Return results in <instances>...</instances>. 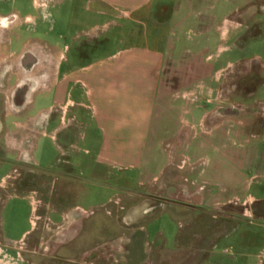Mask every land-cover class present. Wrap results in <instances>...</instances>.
I'll use <instances>...</instances> for the list:
<instances>
[{
	"label": "crops",
	"instance_id": "obj_1",
	"mask_svg": "<svg viewBox=\"0 0 264 264\" xmlns=\"http://www.w3.org/2000/svg\"><path fill=\"white\" fill-rule=\"evenodd\" d=\"M65 1L32 0V8L39 7L44 14L49 8L60 11ZM73 1H69L71 6ZM154 1L85 0V7L97 15L113 16L128 21L130 25L134 14L151 7ZM261 1L167 0L168 14L161 25L164 32L150 39L155 46H136L123 51V54L117 52L97 63L96 67L83 69L82 75L88 78L89 83L79 78L74 69L61 71L63 51L56 46L46 47L39 40H28L22 43L18 52H4L1 46L9 48L12 40L9 36L0 35V139L3 137L6 151L17 153L14 159L16 165L0 162V169H7L0 177V188L5 185L13 188L12 194L7 193L6 196L18 199L17 193H23L31 186L35 189L30 193L39 198L34 220L26 219L30 228L12 236L2 228L4 224L0 221V264H8L9 261L22 264L20 251L23 249L31 253L33 264H152L158 239L163 242L165 250H168L165 243L169 239L173 241L171 251L182 249L179 209L146 216L136 204L129 208H123L121 204L136 197V188L156 184L175 156L184 159L182 168L187 166L195 171V159L183 157L180 147V140L186 137V125L193 131V139L197 138L196 128H202L208 134L218 162L225 160L239 164L242 170H246L249 164L259 165L262 162L264 134L256 136V142L252 144L251 163L248 151L226 147L221 150L223 141L230 134L228 125L232 118L228 114L219 115L216 111L217 105L224 101L220 100V83L231 69L240 75H249L254 71L264 73V40L261 36L248 34ZM261 8L264 10V7ZM37 20L30 14L24 15L23 19L19 14L0 15V24L2 21L11 22L10 30L31 23V33L35 32ZM30 31L27 29V32ZM18 38L16 36V40ZM250 45L261 46L255 70L243 63L242 55ZM27 56L33 60L29 67L23 65ZM42 60L50 67L42 68L37 63ZM25 80L30 83L27 95L14 96ZM79 87L84 90L90 105L74 101L71 95L68 97L69 91L76 92ZM37 94L53 95L54 108L61 111L59 124L50 132L48 112L52 108L35 112ZM10 97L16 98L13 99L15 106L22 110V115L10 117L11 114H4L11 107ZM200 99L214 105L208 116L200 118L197 123L192 122L194 119L191 122L183 120L180 116L182 109L186 105L196 107ZM84 105L92 110L90 118L93 117L99 134L100 145L96 149L95 163L100 166L101 172L123 167L136 170L139 178L136 188L124 190V195L109 196L96 205L92 216L78 211L80 207L77 204L69 208L66 206L71 200H81L83 188L79 175L69 166L46 168L35 161L40 139H52L60 128L67 129L75 124L76 118L68 119L66 114L70 107ZM6 118H16L12 123L18 129L16 137L14 133L4 131ZM207 120L211 123L208 129L205 126ZM243 135L241 131L235 134L237 137ZM251 136L254 138V135ZM216 140L221 141V147L213 145ZM245 141L248 143L247 139ZM201 181L206 190L216 183L212 178ZM206 190L197 199V206L212 208L230 202ZM234 199L239 202L238 197ZM247 200L244 198L241 204L245 205ZM97 235L101 239L91 238ZM149 237L154 239L152 243ZM217 247L215 245L210 253L209 264H219L222 258V255H217ZM230 249L223 250L226 254L223 256L224 264H247V254H243L242 247L232 246ZM232 249H236L237 259L227 255L234 251ZM255 257L259 259L261 254Z\"/></svg>",
	"mask_w": 264,
	"mask_h": 264
},
{
	"label": "rangeland",
	"instance_id": "obj_2",
	"mask_svg": "<svg viewBox=\"0 0 264 264\" xmlns=\"http://www.w3.org/2000/svg\"><path fill=\"white\" fill-rule=\"evenodd\" d=\"M69 1H65L60 11L49 8L45 10L44 14V12H40L39 7L32 8V0H3L0 3L1 16L11 14L18 16L19 14L23 19L24 15L30 14L38 20L34 33L30 31L32 30L31 23L26 27H15L10 30L11 22L2 21L0 35L9 36L12 40L11 46L9 48L1 46L2 50L18 52L22 43L28 40H35V42L39 40L46 47L56 46L63 51L61 71L74 69L79 73V78L87 81L88 78L82 75L84 74L83 69L96 67L97 63H101L102 60L117 52L123 54V51L136 48V46H155V43L150 39L152 36L159 37L164 32L161 25L166 19L169 8L167 0H155L151 7H146L145 10L134 14L131 19L132 23L129 25L128 21L118 20L113 16L95 14L85 7V0H74L73 6ZM261 7H264V0L257 7L258 12L255 15V20L250 24L248 34L252 37L261 36L264 40V10ZM27 29L30 32H27ZM16 36L19 37L18 40H16ZM260 47L250 45L242 55L243 63L254 67V70L259 63L256 56L260 54ZM232 60L235 61V59ZM37 63L42 68L50 67L45 60L37 61ZM51 67L53 66L51 65ZM29 84V80L22 82L14 96L27 95ZM220 84V100L224 99V101L223 104L217 105V114H228L227 116L232 118L228 125L230 134L227 135V140L223 141L221 150L226 147L248 151L251 163L254 151L252 144L256 142V136L261 137L264 134V73H255L254 71L249 75H240L236 70L231 69L225 74ZM75 91H69L68 97L71 95L74 101H82L86 106L90 105V100L84 90L79 87ZM9 99L11 107L4 114L9 113L12 115L10 117L22 115V110L15 106L16 102L13 99L16 98L10 97ZM53 99V95L39 94L34 99L35 112L52 108L48 112L50 121L48 132L59 124V112H61L54 108ZM85 105L84 107L69 108L66 118L71 119L74 116L75 124L67 129L60 128L52 139H40L39 148L35 153V161L37 160L46 168L56 169V167L69 166L76 175H79L78 178L82 182L83 188L80 195L81 200H71L70 204L68 203L69 205L66 206L69 208L71 205L77 204L80 207L77 208L78 211L86 216H92L96 212L94 210L96 205L101 204L109 196L124 195V190L136 188L139 178L136 170L123 167L110 168L106 173L105 171L101 172L100 166L95 163L96 149L100 145V138L92 121L93 117L90 118L92 110ZM195 106L186 105L182 109L180 116L183 120L191 122L194 119L192 122L197 123L200 118L208 116L214 105L200 99L198 105ZM14 119L16 118H6L4 131L14 133V137H16L15 133L18 129L14 128L12 124L16 121ZM210 124L207 120L205 125L207 129L210 128ZM191 131L187 125L184 126L186 137H182L180 140L182 145L180 147L183 157L195 159V171L192 172L191 167L187 166L182 168L184 159L175 156L164 169L156 184L136 188V197L125 200L121 204L123 208H129L132 204H136L137 208H140L146 216L179 209L182 218V228L180 229L182 249L171 251L173 241L169 239L166 243L164 242L168 249L165 250L163 242L158 239L152 264H209V256L215 245L218 246L217 255H222L219 264H224L223 256L226 254L223 250H231L232 246L242 247L245 252L243 254H247V264H264V155L260 157L262 162L259 165L249 164L246 170H242L239 164L234 165L225 160L222 162L216 160L211 146L212 140L202 128L195 129L196 139L191 138L193 133ZM237 131L243 132L245 136H235ZM251 135H254V138ZM246 139L248 143L245 141ZM219 141L216 140L213 145H220L221 141ZM219 147L217 146V148ZM0 150V162L16 165L14 159L17 153L14 152V155L5 150L3 137L0 139ZM232 170L237 171L236 176V171L233 173ZM6 171V168L0 169V177ZM230 173H232V180L229 179ZM200 178L207 180L212 178L216 183L206 190ZM119 184L120 189L117 188ZM12 189L6 185L4 188H0V221L4 224L2 228L8 234L15 236V233L24 228H30L28 220H34L33 214L38 207L37 200L39 198L35 193H30L35 189L31 186L27 187L23 193L18 192V199L12 196L7 197V193L12 194ZM205 190L211 191V195L215 197L225 201L230 200V202L224 206L212 208L197 206V199L202 197ZM22 196H27V198L21 199ZM235 197L239 198V202L234 201ZM244 198H248V200L245 205H242L241 200ZM98 236L91 238L101 239ZM153 241L154 239L149 237V242ZM232 250L234 251H230L227 255H232L237 259L236 249ZM16 253L19 254L18 251ZM20 253L23 258L22 264H33L31 253L24 252V249ZM256 254H261V257L256 258ZM10 255L12 254L10 253ZM8 264L18 263L9 261Z\"/></svg>",
	"mask_w": 264,
	"mask_h": 264
},
{
	"label": "flooded vegetation",
	"instance_id": "obj_3",
	"mask_svg": "<svg viewBox=\"0 0 264 264\" xmlns=\"http://www.w3.org/2000/svg\"><path fill=\"white\" fill-rule=\"evenodd\" d=\"M33 64V60L31 59V57H26L24 60H23V65L24 66H27V67H29V66H31Z\"/></svg>",
	"mask_w": 264,
	"mask_h": 264
}]
</instances>
